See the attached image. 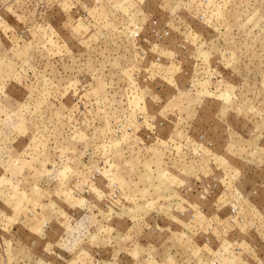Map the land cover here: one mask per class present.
Masks as SVG:
<instances>
[{
    "label": "rangeland",
    "instance_id": "obj_1",
    "mask_svg": "<svg viewBox=\"0 0 264 264\" xmlns=\"http://www.w3.org/2000/svg\"><path fill=\"white\" fill-rule=\"evenodd\" d=\"M0 264H264V0H0Z\"/></svg>",
    "mask_w": 264,
    "mask_h": 264
}]
</instances>
